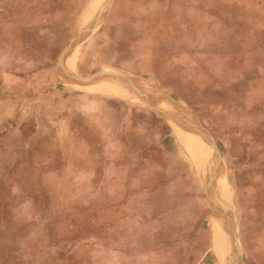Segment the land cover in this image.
<instances>
[{
	"label": "rangeland",
	"instance_id": "obj_1",
	"mask_svg": "<svg viewBox=\"0 0 264 264\" xmlns=\"http://www.w3.org/2000/svg\"><path fill=\"white\" fill-rule=\"evenodd\" d=\"M105 3L0 0V264H221L224 221L236 264H264V0H110L64 55Z\"/></svg>",
	"mask_w": 264,
	"mask_h": 264
},
{
	"label": "water",
	"instance_id": "obj_2",
	"mask_svg": "<svg viewBox=\"0 0 264 264\" xmlns=\"http://www.w3.org/2000/svg\"><path fill=\"white\" fill-rule=\"evenodd\" d=\"M110 0H106L103 12H101V16L97 19L91 22V24L85 26L82 30H80L76 36L74 37L73 41L71 42L70 47L68 48L69 50H66L65 54L66 55L69 51L70 48L77 44L78 42H80L83 38L89 36L90 34H92L94 32L95 29H97V27L99 26V24L102 21V18L104 16V14L106 13V9L108 7ZM59 74L60 76H62L65 79L70 80L71 82H73L74 84H78V85H82V86H88L93 88L95 91L101 93V94H107V95H112V96H116V97H120L122 99H126V100H132L135 102H138L142 105L148 106L152 109H154L155 111L161 113L162 115H164L169 122H172V124H175V119L173 116L170 115L169 112L163 111L161 110L158 105L156 103H154V100L156 99H167L169 100L171 103H173L175 110L178 111H182L185 115H191L185 108H183L178 102H176L175 100H173L170 96L164 94L163 92L159 91V90H154L153 88L151 89L150 87L146 88V87H142L140 86L141 84L134 82V81H128L123 79L122 77L118 76L117 74L114 73H107V72H101L95 75H92L90 77L87 78H81V77H77V76H73L68 74L67 72H65L61 67L59 68ZM109 79H115L116 82H118L119 85L113 83V81H108ZM104 80H106L104 82ZM107 84H111L114 86L115 89H106V88H101V86L103 85H107ZM121 84H123L125 87L128 88H133L136 92H138L137 94L140 97L141 93L144 91H147L153 96L150 97V101L146 100V101H141L138 98L134 97V96H130L127 95L125 93H121V89L120 86ZM137 84V86H136ZM121 85V86H123ZM192 117V116H191ZM192 122V121H191ZM195 121V119H193V124L195 127H197L198 131L200 132V130H202V127L199 126V124ZM202 134V133H201ZM200 134V135H201ZM183 143V142H182ZM185 146V145H184ZM186 148V146H185ZM188 150V148H186ZM189 151V150H188ZM191 158L194 162V165L196 166L198 172L200 173V175L203 177V175L206 174V181L208 183V186L206 188L207 193H208V199L210 202H213V198L212 196L209 195V190L212 193H215L217 191V189H219L220 185L217 182H214L213 180H211L212 178L210 177V173H211V169L210 168H206L204 167L201 162L192 154V152H190ZM216 164V162H215ZM205 179V178H204ZM216 184V185H215ZM216 190V191H215ZM223 224L225 225L227 232L230 233V237H231V242H227V245L224 246L223 250L225 251V255H224V263L221 264H236V256L235 253L231 250L232 248H235L237 250V243H236V235H235V230L229 229V225L224 221ZM226 249L228 252H226Z\"/></svg>",
	"mask_w": 264,
	"mask_h": 264
},
{
	"label": "bare ground",
	"instance_id": "obj_3",
	"mask_svg": "<svg viewBox=\"0 0 264 264\" xmlns=\"http://www.w3.org/2000/svg\"><path fill=\"white\" fill-rule=\"evenodd\" d=\"M90 19H91V17H90ZM76 56L77 55H73V57L70 59V61L68 62V66L71 68V69H74V65H75V62H76ZM64 69L66 70V68L64 67ZM67 72H68V70H66ZM109 85H111V84H108V85H103V86H101V87H105V88H109V87H112L113 89H115L114 88V86L113 85H111V86H109ZM85 87H88V86H84L83 88H85ZM167 100V99H166ZM155 101V100H154ZM169 101V100H168ZM170 102V101H169ZM155 103V102H154ZM173 104V103H172ZM164 111V110H163ZM166 112H169V111H166ZM170 113V115L171 116H173L174 117V119H175V122L177 123V124H181V125H183L185 122H184V119L181 117V115H179V114H177V113H171V112H169ZM176 124V125H177ZM192 128H194L193 126H192ZM192 130V129H191ZM182 132V131H181ZM209 140V139H208ZM210 141V140H209ZM211 143V142H210ZM212 146H213V144H212ZM213 148H214V150H215V152L217 153V149L213 146Z\"/></svg>",
	"mask_w": 264,
	"mask_h": 264
},
{
	"label": "trees",
	"instance_id": "obj_4",
	"mask_svg": "<svg viewBox=\"0 0 264 264\" xmlns=\"http://www.w3.org/2000/svg\"><path fill=\"white\" fill-rule=\"evenodd\" d=\"M169 135L170 133H167V135L161 139V146L164 147L167 151L178 147L177 143L175 142V139Z\"/></svg>",
	"mask_w": 264,
	"mask_h": 264
}]
</instances>
